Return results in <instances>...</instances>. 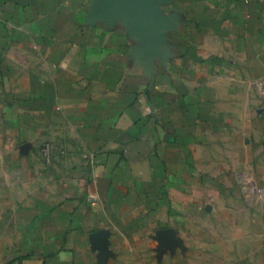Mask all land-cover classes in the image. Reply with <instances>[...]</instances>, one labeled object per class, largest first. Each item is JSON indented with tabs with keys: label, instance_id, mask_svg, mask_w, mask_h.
Instances as JSON below:
<instances>
[{
	"label": "crops",
	"instance_id": "0c3cea01",
	"mask_svg": "<svg viewBox=\"0 0 264 264\" xmlns=\"http://www.w3.org/2000/svg\"><path fill=\"white\" fill-rule=\"evenodd\" d=\"M0 264H264V0H0Z\"/></svg>",
	"mask_w": 264,
	"mask_h": 264
},
{
	"label": "built area",
	"instance_id": "2783aa9c",
	"mask_svg": "<svg viewBox=\"0 0 264 264\" xmlns=\"http://www.w3.org/2000/svg\"><path fill=\"white\" fill-rule=\"evenodd\" d=\"M48 146L45 145V147L43 148L44 154L47 156L48 150H47Z\"/></svg>",
	"mask_w": 264,
	"mask_h": 264
}]
</instances>
